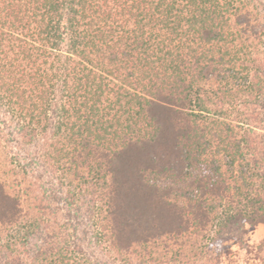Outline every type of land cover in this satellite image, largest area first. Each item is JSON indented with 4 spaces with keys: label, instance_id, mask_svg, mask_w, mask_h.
Segmentation results:
<instances>
[{
    "label": "trees",
    "instance_id": "obj_1",
    "mask_svg": "<svg viewBox=\"0 0 264 264\" xmlns=\"http://www.w3.org/2000/svg\"><path fill=\"white\" fill-rule=\"evenodd\" d=\"M259 224L264 0H0V264H264Z\"/></svg>",
    "mask_w": 264,
    "mask_h": 264
},
{
    "label": "rangeland",
    "instance_id": "obj_2",
    "mask_svg": "<svg viewBox=\"0 0 264 264\" xmlns=\"http://www.w3.org/2000/svg\"><path fill=\"white\" fill-rule=\"evenodd\" d=\"M47 178V177H45ZM44 178V179H45ZM80 228H83V226L81 225ZM249 240L252 243H257L259 242L262 238H264V224H259L257 225V227L252 230L249 233ZM85 246L89 244H87V238H85ZM221 245V249L226 250L227 249H231L232 253H223L222 254V264H255V260H252L249 255L245 254L244 251L242 250H238L234 245H233V241L232 239H222L220 241ZM99 249V250H98ZM98 249H96V254L97 257L100 258L101 262L104 264H122L120 261H118L117 259H113L114 257V253L112 252H108V251H101V248L98 247ZM211 253H213V251H211ZM137 264V263H136Z\"/></svg>",
    "mask_w": 264,
    "mask_h": 264
}]
</instances>
